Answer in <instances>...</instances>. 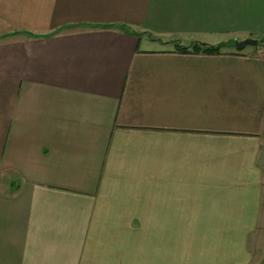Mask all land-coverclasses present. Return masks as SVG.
Instances as JSON below:
<instances>
[{
    "label": "crops",
    "instance_id": "crops-1",
    "mask_svg": "<svg viewBox=\"0 0 264 264\" xmlns=\"http://www.w3.org/2000/svg\"><path fill=\"white\" fill-rule=\"evenodd\" d=\"M259 36L264 0H0V264H264V48L154 46Z\"/></svg>",
    "mask_w": 264,
    "mask_h": 264
},
{
    "label": "trees",
    "instance_id": "trees-1",
    "mask_svg": "<svg viewBox=\"0 0 264 264\" xmlns=\"http://www.w3.org/2000/svg\"><path fill=\"white\" fill-rule=\"evenodd\" d=\"M101 26V25H100ZM104 27H107V26H111V25H103ZM261 43L264 44V39L261 40ZM230 44H234V41H230V42H224V43H221L217 46H214V45H206V44H193L191 47L189 46H183V45H178L177 49L180 50V51H183V52H195V53H199V52H205V53H208V54H216V53H220L221 52V48L222 47H225L227 45H230Z\"/></svg>",
    "mask_w": 264,
    "mask_h": 264
},
{
    "label": "rangeland",
    "instance_id": "rangeland-1",
    "mask_svg": "<svg viewBox=\"0 0 264 264\" xmlns=\"http://www.w3.org/2000/svg\"><path fill=\"white\" fill-rule=\"evenodd\" d=\"M148 36L151 37V38L153 37L152 35H148ZM153 38H155V37H153ZM251 38L258 39L260 41V44L258 46H256L258 49L260 47L264 48V44L261 43V40H263L264 37L259 36V37H251ZM229 39H231V38H229ZM180 42H182V39H178V40L177 39H172V40L169 39L168 40L165 37L163 39L156 40V42L154 43V46H156V47H165V48L172 47V48H175L176 49L178 47V45H181ZM201 44H203V43H201ZM206 45H210V44H206ZM217 45H219V43L214 44V46H217ZM183 46H185V45H183ZM191 46H189V47H191ZM247 47H248V49H253L252 48L253 47L252 45H249ZM234 49H235L234 45L231 44V45H227L225 47H222L221 48V51H233Z\"/></svg>",
    "mask_w": 264,
    "mask_h": 264
},
{
    "label": "water",
    "instance_id": "water-1",
    "mask_svg": "<svg viewBox=\"0 0 264 264\" xmlns=\"http://www.w3.org/2000/svg\"><path fill=\"white\" fill-rule=\"evenodd\" d=\"M260 44V41L258 39L254 38H246L243 40H234V47L236 50H243L245 47L252 45V46H258Z\"/></svg>",
    "mask_w": 264,
    "mask_h": 264
},
{
    "label": "built area",
    "instance_id": "built-area-1",
    "mask_svg": "<svg viewBox=\"0 0 264 264\" xmlns=\"http://www.w3.org/2000/svg\"><path fill=\"white\" fill-rule=\"evenodd\" d=\"M263 55H264V52H263Z\"/></svg>",
    "mask_w": 264,
    "mask_h": 264
}]
</instances>
